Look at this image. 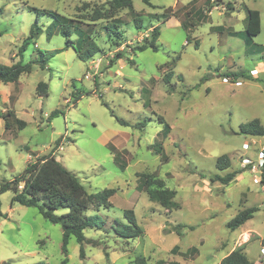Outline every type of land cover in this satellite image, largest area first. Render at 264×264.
Masks as SVG:
<instances>
[{"label":"rangeland","instance_id":"1","mask_svg":"<svg viewBox=\"0 0 264 264\" xmlns=\"http://www.w3.org/2000/svg\"><path fill=\"white\" fill-rule=\"evenodd\" d=\"M106 1L0 0V63H26L39 52L47 60L44 67L34 63L16 82H0V114L11 110L25 121L17 129L10 118L13 123L5 129L0 118V184L54 150L88 193L115 188L106 201L110 207L98 208L102 228L84 230L82 258L74 236L63 254L61 226L44 219L36 207L11 201V190L1 192L0 264H217L240 246L252 264H264V136L239 132V124L253 118L264 125V0H195L185 7L176 3L187 0H150L154 7L132 0L144 27H134L121 10L118 15L125 20L118 47L106 39L101 22L92 28L102 51L86 61L65 46L59 33H41L18 55L36 19L27 6L79 19L84 3L89 9ZM244 5L260 15V31L250 46L227 32L244 29ZM190 6L195 12L180 16L188 30L151 18L164 8ZM197 7L204 11L201 20ZM42 23L47 25L46 16H40ZM155 25L157 49L133 52ZM122 49L123 56L111 63ZM251 69L257 74L251 75ZM40 81L48 85L46 97L36 93ZM54 109L58 114L49 117ZM161 120L170 127L166 135ZM222 154L230 165L218 169L216 158ZM231 171L237 173L226 184L210 180ZM142 174L174 190L168 207L139 189ZM250 206L257 207L252 218L233 230L226 226ZM125 209L134 211L142 229L138 237L121 238L111 230L114 218L125 221ZM193 246L196 254L188 251Z\"/></svg>","mask_w":264,"mask_h":264},{"label":"trees","instance_id":"2","mask_svg":"<svg viewBox=\"0 0 264 264\" xmlns=\"http://www.w3.org/2000/svg\"><path fill=\"white\" fill-rule=\"evenodd\" d=\"M149 7H154L150 0H141ZM88 3H84V14L81 18L74 19L60 14L54 10L37 8L34 6H27L28 10L35 12L36 19L30 26L28 35L23 38L21 45L18 48V55L27 48L41 33H45L46 37H51L55 33L65 37V46L72 47L78 59L86 61L92 58L95 54L100 53L102 48L95 42L93 33L97 23H102L100 29L104 32L106 39L113 46H120L123 43V23L124 20L118 13L121 10H126V14L132 19L134 27L141 29L144 27L141 15L132 8V0H107L104 4L93 5L89 9ZM185 7V6H183ZM229 8V6L227 5ZM245 10L244 29L241 31L227 30L230 35L239 36L243 39L245 46L251 45L253 36H256L260 31V15L256 9L243 6ZM184 8H164L161 13H150L151 18L167 20L171 16L180 17L181 15H192L195 12L193 7L190 10H182ZM194 11L193 13H191ZM200 20L204 17L203 9L198 8ZM47 17V25L44 23L38 24L40 16ZM181 26L188 30L187 23L182 20ZM150 27V26H149ZM148 27V28H149ZM148 28H146L148 30ZM220 29L216 26L215 29ZM74 38L71 39V36ZM159 36V25L152 26L150 35L144 37L142 43L132 47V51L144 50L147 47L153 50L157 49L156 40ZM189 42V34L186 35V43ZM39 52V51H38ZM40 56L32 58L26 63L21 60L6 65L0 63V82H16L23 72H30L33 64L38 63L41 66L46 65V59L43 53L39 52ZM124 54L122 50H116L110 62L113 63L115 59L121 58ZM22 58V57H21ZM172 70L166 72L163 76L165 83H168ZM242 75V72H231V76L237 77ZM36 93L41 97L48 95V85L46 82H38L36 86ZM58 110L51 111L49 117L56 116ZM3 119L5 129H9L13 122L15 127L20 129L25 126V121L15 117L14 112L8 110L4 114H0ZM122 125L127 123L117 118ZM162 135H166L169 131V125L164 120ZM239 132L246 135L264 136V125L260 123L257 118H253L247 122L239 124ZM61 138L56 141L55 145H59ZM54 151V150H53ZM42 155L33 161L27 162L24 169L10 180H4L0 184V193L6 190L13 192L11 201L26 206H34L42 217L51 223H56L62 229V243L61 251L63 254L67 252V243L70 236H74L76 242L79 244V256H83V243L87 241L84 230L90 228H102L105 223L104 216L99 214L98 208L100 206L106 208L109 197L115 192V188L102 189L95 193H88L81 184L79 178L72 172L67 170L56 158L53 153ZM116 159V157H115ZM164 159V156H163ZM230 159L227 154L219 155L216 158L215 166L218 169H225L229 167ZM237 172L231 171L224 176L215 175L210 177L211 181L219 180L222 184L230 182ZM148 174L138 176V187L147 193L150 200L157 201L163 207H168L172 203L174 190L168 189L164 185L162 179H151ZM264 182V177H262ZM93 208L96 212L86 215L85 212ZM59 210H64L59 212ZM257 210L256 206H250L239 210L232 218L226 222L229 229H236L243 225L248 219L253 217V213ZM1 216V212H0ZM124 222L118 218H114L111 230L121 238H135L138 237L142 229L137 223L133 209L123 210ZM264 241V240H263ZM175 247V246H174ZM188 251L196 254V247H191ZM63 264V263H62ZM158 264H163L159 261ZM173 264H178L177 262ZM217 264H252L248 259L243 248L237 247L231 250L228 254L221 258Z\"/></svg>","mask_w":264,"mask_h":264},{"label":"crops","instance_id":"3","mask_svg":"<svg viewBox=\"0 0 264 264\" xmlns=\"http://www.w3.org/2000/svg\"><path fill=\"white\" fill-rule=\"evenodd\" d=\"M192 1H195V0H187V1H185V2H180V1H178L176 4H179L181 7H183V6H187V5H189ZM176 4L174 5V6H176ZM179 6V7H180ZM192 6H190V8H191ZM226 7H227V5H226ZM193 8V7H192ZM191 8V9H192ZM199 7H197L196 9H198ZM228 8V7H227ZM230 8V7H229ZM166 22H170V23H173V24H175V25H178V26H181V22H182V20H181V18L180 17H177V16H171V17H169L167 20H165ZM150 28V27H149ZM30 157V156H29ZM29 160V158L27 159V161Z\"/></svg>","mask_w":264,"mask_h":264},{"label":"built area","instance_id":"4","mask_svg":"<svg viewBox=\"0 0 264 264\" xmlns=\"http://www.w3.org/2000/svg\"><path fill=\"white\" fill-rule=\"evenodd\" d=\"M250 74H251V75H256V74H257V70H256V69H251V70H250ZM239 82H240L239 80H236V81H235V84L238 85ZM262 156H263V155H262ZM245 160H247V159H245ZM248 162H249V160L246 161V163H248ZM260 253H261L262 255H264V245H262V246L260 247Z\"/></svg>","mask_w":264,"mask_h":264}]
</instances>
